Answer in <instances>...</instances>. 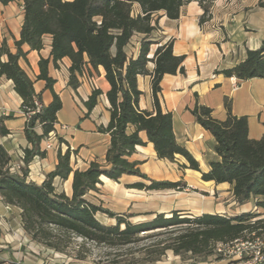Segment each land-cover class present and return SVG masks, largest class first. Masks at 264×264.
Instances as JSON below:
<instances>
[{"label":"trees","instance_id":"1","mask_svg":"<svg viewBox=\"0 0 264 264\" xmlns=\"http://www.w3.org/2000/svg\"><path fill=\"white\" fill-rule=\"evenodd\" d=\"M190 0H0L3 6L12 2L21 3L23 22L19 40L14 42L12 53L3 40L0 44V76L11 80L13 89L22 99L21 110L27 114L35 111L34 99L41 102V94L34 91V82L20 68L19 60H26L23 46L31 51L43 49L44 36L51 37L47 59L40 57L39 74L36 80L45 82V89L52 93V102L42 106L30 116L24 130L31 148L23 151V166L17 172L10 171V156L0 144V200L6 205L20 209L22 227L33 241L44 247L61 252L76 236L108 247L125 246L140 240L141 235L167 237L149 247L150 262H157L166 251L175 256L190 254L208 258L213 255L217 243H228L254 233H264V136L258 140L248 136L246 116L232 113L230 102L225 99L226 117L217 120L209 107L196 103L190 111L195 122L215 140L217 160L209 163V170L201 172L198 162L189 151L176 142L172 114L160 106V82L164 75L185 74L184 56H175L172 42L158 47L153 57H148L155 43L152 35L157 31L158 13L170 19H178L180 8ZM198 2L203 10L199 23H203L209 12V4ZM262 3H260L261 5ZM135 34L142 35L136 58L129 56L125 47ZM6 57L2 62L1 57ZM69 59V81L73 89L78 87L77 76L90 69L104 70L109 84L106 98L110 105V119L101 133L110 136L104 164L91 162L86 170H73L70 165L71 152L58 151L57 164L45 175L42 183L29 180V165L35 157H44L40 148L43 138L57 122V113L62 109L60 97L52 90L54 80L48 75L50 62L54 68L63 59ZM154 63L149 73L147 64ZM90 72V71H89ZM218 73L238 80L264 78V40L259 48L246 50L245 59L232 68ZM151 75L153 111L140 110L137 77ZM101 92L93 90L84 103L88 111L97 104ZM40 126L41 134L35 132ZM128 127H133L131 133ZM144 132L153 145L158 159L174 162L176 156L183 158L188 168L200 173L204 182L227 184L235 203L241 207L250 202L254 211L234 216L201 214L191 216L187 212L174 210L166 215L157 213L149 221L133 224L91 201V192H98L101 178L119 182L123 176H133L140 181L128 184L127 188L144 191H181L187 188L183 180L176 182L154 180L139 168L138 162L129 157L136 146H143L139 137ZM7 130L0 127V134ZM72 175L71 195L68 196L58 185ZM97 214L114 219L105 225Z\"/></svg>","mask_w":264,"mask_h":264},{"label":"crops","instance_id":"2","mask_svg":"<svg viewBox=\"0 0 264 264\" xmlns=\"http://www.w3.org/2000/svg\"><path fill=\"white\" fill-rule=\"evenodd\" d=\"M211 10L201 24L199 20L203 10L197 0H190L183 5L175 20L168 19L162 12L158 13L155 16L158 29L152 35L155 43L148 55L151 59L158 47L172 42L173 54L185 57L182 63L185 74L164 75L160 82L159 99L162 111L172 114L176 142L189 151L198 162L201 172L209 170V163L217 160V155L214 151L215 140L195 122L190 112L196 103L209 107L212 116L222 121L226 117L224 100L227 99L234 115L247 117L249 138L258 140L264 136V78L238 80L218 73L241 63L245 59L246 50L260 47L264 40V0H218ZM22 22L21 3L12 2L6 6L0 4V44L6 40L12 53L15 52L14 42L20 37ZM141 38L142 35L135 34L125 47L129 56L137 57ZM43 43V49L39 52L23 46L26 60H19V66L34 82L35 93L41 94L42 106H48L52 102V93L45 89L44 81L36 80V76L39 74L40 57H49L51 37L44 36ZM1 61L5 62L6 57H1ZM70 64L69 59L65 58L58 64V68H54L51 62L48 67V75L55 81L52 90L62 101V109L57 113L54 128L62 134L59 137L64 140V146L46 151L44 157H35L30 163L28 178L37 184L42 183L45 175L54 169L58 151L63 154L69 150L72 169L83 171L91 162L104 164L110 143V136L98 130L101 126L106 127L110 119V105L105 95L109 84L105 80L103 68L98 67V72L92 69L88 71L93 77L92 84L86 77L77 76L78 87L73 89L68 84ZM147 70L152 73L154 63L149 62ZM212 74L214 77H211ZM151 80V75L137 77L138 89L142 93L138 107L149 112L153 111ZM233 83L239 85L235 90L232 89ZM94 89L99 90L101 95L95 107L88 111L84 103ZM21 104L22 99L14 91L12 81L0 76V127L7 130L5 135L0 134V144L8 152L11 162L16 161L25 149L31 148L24 133L27 121L22 114ZM65 110L71 113L67 121L62 115ZM60 125H66L68 129L61 130ZM133 130V127H128L127 132ZM35 132L41 134L40 126L35 128ZM138 135L144 145L136 146L129 160L138 162L140 170L151 179L172 182L181 180L182 173L176 166L186 165L185 160L179 156L175 157L174 162L158 159L145 133L139 132ZM42 147L41 141V150ZM183 170L189 172L190 175L187 173L186 176H200L197 171L188 168ZM128 177L133 176H123L119 182L106 178H101V181L102 184L117 185ZM183 180L191 188L189 181L185 178ZM71 182L72 175L62 183L66 185L62 190L68 196L71 195ZM204 183L228 186L216 185L211 181ZM244 207H239L241 211H237L236 215L247 212ZM174 210L191 212L189 209L168 207L157 213L166 214ZM219 212L199 211L194 216ZM20 213L19 208L6 205L0 200V264H64L63 256L33 241L25 233Z\"/></svg>","mask_w":264,"mask_h":264},{"label":"rangeland","instance_id":"3","mask_svg":"<svg viewBox=\"0 0 264 264\" xmlns=\"http://www.w3.org/2000/svg\"><path fill=\"white\" fill-rule=\"evenodd\" d=\"M197 1L199 2L200 0ZM204 1V4H209L208 17L210 11H212L211 8L214 2H218V0ZM70 114L65 110L62 114L63 119L66 121L69 120L71 118ZM60 135L62 134L57 133L58 141L64 142L59 137ZM176 167L182 173L180 179H187L191 184V188L187 186V188L181 191L139 190L141 192H138L136 189L127 188V185L140 180L134 177H128L124 178L117 185L109 183L98 185V192H91L88 198L95 203H102L103 207L108 208L120 216L128 214L134 215L130 218L124 216L125 220L133 224L149 221L154 218L157 211L168 207L189 209L191 212L187 213L191 216H194V214L197 215L199 211H220L216 214L234 216L237 211H241L235 203L228 186L205 184L200 176L196 178L186 176L187 173L190 175L188 171H184L181 165H177ZM64 188H66V185L62 183L58 185V189L62 190ZM244 209L247 212L254 211L253 203L246 204ZM169 213H166V215H169ZM96 218L105 225L115 223L114 219H109L102 214H97ZM147 235L154 234L141 235L140 237L143 238H140V240L133 244L114 247L95 244L94 242L72 236L64 250L61 252L56 251V253L63 256L64 264H223L222 262L217 263L218 259L216 260L212 257L199 258L190 254L175 256L171 251H166L163 256L157 258V262H150L153 256L150 255L149 247L165 239L167 236L162 234L145 238ZM51 251L55 252L54 250Z\"/></svg>","mask_w":264,"mask_h":264},{"label":"built area","instance_id":"4","mask_svg":"<svg viewBox=\"0 0 264 264\" xmlns=\"http://www.w3.org/2000/svg\"><path fill=\"white\" fill-rule=\"evenodd\" d=\"M81 77H86L88 82L92 84L93 77L88 71L85 70ZM211 77H214V75L212 74ZM238 87L239 85L237 83L232 84L233 90ZM34 107L36 110L42 107L41 102L36 98L34 99ZM35 111L27 114L22 112L26 121H28ZM60 129L67 130L68 127L66 125H60ZM42 142V151L45 152L61 149L64 146L63 142L58 141L55 128L43 138ZM22 160L23 154H21L16 161L10 162V171H19L21 166H23ZM211 257L216 260L218 259L217 263L222 262L223 264H264V233L259 236L252 233L251 235H246L245 238L235 239L228 243H217Z\"/></svg>","mask_w":264,"mask_h":264},{"label":"bare ground","instance_id":"5","mask_svg":"<svg viewBox=\"0 0 264 264\" xmlns=\"http://www.w3.org/2000/svg\"><path fill=\"white\" fill-rule=\"evenodd\" d=\"M102 179H105V178H102Z\"/></svg>","mask_w":264,"mask_h":264}]
</instances>
